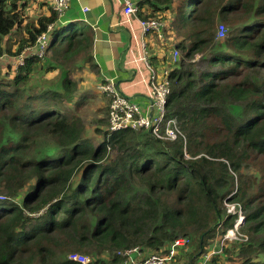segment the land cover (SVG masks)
I'll use <instances>...</instances> for the list:
<instances>
[{
    "label": "trees",
    "instance_id": "1",
    "mask_svg": "<svg viewBox=\"0 0 264 264\" xmlns=\"http://www.w3.org/2000/svg\"><path fill=\"white\" fill-rule=\"evenodd\" d=\"M27 1L0 0V38L21 26ZM44 3L48 14L28 27L16 53L51 24L45 59H26L17 74L0 75V264H79L72 254L89 264L116 263L126 249L156 253L179 237L193 245L177 264H192L212 248L216 233L233 228L238 214L227 213L226 203L243 213L240 237L225 241L212 264H228L233 255L238 264H264V169L255 184L240 173L250 158L264 157V0L139 5L137 14L144 6L152 11L139 14L145 19L174 13L182 33L172 46L182 60L169 67L166 55L161 64L169 70L168 115L186 137L189 158L181 140L145 131L108 137L107 129L97 130L103 138L97 144L83 138L66 106L77 83L65 66L76 60L78 69L97 72L93 37L57 24ZM217 20L230 27L221 40ZM205 53L201 73L184 64ZM55 70V80L47 79Z\"/></svg>",
    "mask_w": 264,
    "mask_h": 264
},
{
    "label": "built area",
    "instance_id": "2",
    "mask_svg": "<svg viewBox=\"0 0 264 264\" xmlns=\"http://www.w3.org/2000/svg\"><path fill=\"white\" fill-rule=\"evenodd\" d=\"M49 4L52 11L58 17H62L68 7L69 0H44ZM123 4V14L128 16H135L139 10L140 3L145 0H121ZM139 25L142 33L147 34L153 32L160 39L163 37V31L166 24L156 18L139 19ZM52 25L47 27V30L39 35L34 44L25 47L15 56H13L9 65L14 66L16 71L22 66L26 59L38 58L45 56L50 45V32ZM220 36L216 37L218 40L225 35V29L220 26ZM171 62H176L179 59L177 48L173 47L171 55ZM136 61L150 71L148 80L149 98L144 107H141L137 102L125 96L119 89L116 81L111 78H104L98 81L96 90L99 94L104 96L108 104L107 110V133L108 137L113 133L122 131H130L134 133L149 132L154 138L174 142L181 140L185 142V137L182 134L179 123L175 117L168 115L167 100L170 93L169 70L162 69L158 74L152 70V62L150 61V53L145 43H142L141 55ZM12 68V69H15ZM185 151V150H184ZM186 158H189L184 153ZM227 213L237 212L238 217L231 229H226L222 235H218L220 244L217 247V242L213 244L212 248L202 255H200L192 264H212V258L221 253V248L225 241L238 240L240 237L239 226L243 221V213L241 209L235 210L234 204H225ZM190 240L184 237L175 239L163 251L146 254L139 247H132L119 253L120 259L116 263L106 262L104 264H177L178 257L189 249ZM181 257V256H180ZM71 261L79 264H89L90 259L87 256L80 254H72L69 256Z\"/></svg>",
    "mask_w": 264,
    "mask_h": 264
},
{
    "label": "crops",
    "instance_id": "3",
    "mask_svg": "<svg viewBox=\"0 0 264 264\" xmlns=\"http://www.w3.org/2000/svg\"><path fill=\"white\" fill-rule=\"evenodd\" d=\"M143 8L135 16L126 17L121 0H69L64 14L57 19L60 26L69 28L74 25L92 35L91 54L97 67L95 82L114 79L121 92L141 107L149 98L150 76V71L136 61L141 55L142 43L149 49L152 70L156 74L165 68L161 63L167 54L163 40L155 33H142L138 20L145 19L141 17L152 12L146 6ZM36 9L41 15L48 14V5L39 4ZM97 83L92 88L96 94Z\"/></svg>",
    "mask_w": 264,
    "mask_h": 264
},
{
    "label": "rangeland",
    "instance_id": "4",
    "mask_svg": "<svg viewBox=\"0 0 264 264\" xmlns=\"http://www.w3.org/2000/svg\"><path fill=\"white\" fill-rule=\"evenodd\" d=\"M177 3H178V0H175L174 9H176ZM39 4H42V6L44 5L47 6V4L44 3V1H40V0L36 2L29 0L26 2L25 6L24 5L20 6L21 7L20 15L23 21L21 26L12 30L7 36H3L0 38V49L2 51V53L0 54V56H2L0 58V75L8 77V76H13L12 74L14 75L17 74L19 69L16 71V68L14 66H12V68H15V69H12L11 66L9 65L14 73L11 72L10 69L8 68L9 63L5 61L7 59V56H9V51L12 53L17 52L18 43L21 42L22 39H25L26 36L28 35L27 31L30 28L29 26L36 25L37 19L40 16H42L40 13H38V10L36 9L39 7ZM173 14L174 13L170 11H166L162 13H154L151 16L157 19L161 18L167 24V27L163 31V37H162L163 43L167 50V54H166L167 60L166 61L168 60L172 61L171 55L173 53V47H172L173 43L176 44L177 42L181 40L178 37L177 33L182 34L181 32H178L175 30L176 25L173 22L174 20ZM222 25L225 29V35L224 37H221V39L225 38L230 28L227 22H222L221 20H217L216 23L214 24L215 31H216V37L220 36L219 34L221 31L220 26ZM82 29L83 28L79 27L78 31L81 32ZM84 32H87V30ZM177 51L179 53L178 61L180 59L182 60V57L184 56L183 53L178 49ZM206 53L208 54L209 51H207ZM206 53L203 56L196 55L192 61L185 59L184 64L187 66L193 62L192 67L197 71V74H199L207 68V63L205 62V60H203V57L206 55ZM43 59L45 58L44 57L41 58V60ZM178 61L170 63L169 67H173L174 65H176ZM78 66L79 65L78 63H76V60H73L72 62L68 63V65L65 66V69L67 68L72 69V71L70 72V78L77 83L74 91L71 94V101L69 102V104L67 103L66 106H67L68 111L70 112V115H72L75 119L78 118L79 125H81L82 127L83 138L90 140L92 144H95V143L97 144L101 141V139H103L102 133H98L97 130L106 131L107 129L108 104L104 96H102L98 92L96 94L94 92L95 90L92 89L93 86L97 83L93 79L96 73L93 70L92 66L85 65L81 70L78 69ZM59 72L60 70H55L51 72L50 74L47 75V79L55 80L54 78L57 77ZM82 96L84 97L82 98ZM78 102L79 104H76ZM198 141H200V139ZM183 145H184V150H185L186 137H185V142L183 141ZM111 155L113 157V154L110 152L109 157H111ZM263 169H264V157H258L256 159L250 158L248 160L247 166L242 168L240 173L243 177V181H249L250 183L255 184L257 181H259V177L260 175H262ZM136 190L137 189H135L132 192V195L134 197H137L138 195ZM217 236H218V233H216L214 237L213 244L217 242V247H218V245L220 244V241L219 239L217 241V238H218ZM184 238L190 239L188 237H184ZM190 245H193V242L191 239H190ZM188 250L185 253L182 252V254L188 255L190 252ZM192 253H194V251ZM182 254L180 255L182 257L181 259H184L186 256H183ZM227 262L228 264H238L239 261L233 255L227 260ZM178 264H182V262H178Z\"/></svg>",
    "mask_w": 264,
    "mask_h": 264
}]
</instances>
